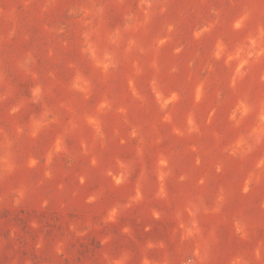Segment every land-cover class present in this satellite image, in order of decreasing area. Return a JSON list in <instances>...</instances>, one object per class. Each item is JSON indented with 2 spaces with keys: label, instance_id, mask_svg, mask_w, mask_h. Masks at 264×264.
Here are the masks:
<instances>
[{
  "label": "rangeland",
  "instance_id": "1",
  "mask_svg": "<svg viewBox=\"0 0 264 264\" xmlns=\"http://www.w3.org/2000/svg\"><path fill=\"white\" fill-rule=\"evenodd\" d=\"M0 264H264V0H0Z\"/></svg>",
  "mask_w": 264,
  "mask_h": 264
}]
</instances>
